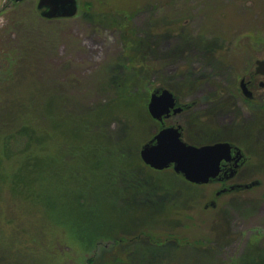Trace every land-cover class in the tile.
Here are the masks:
<instances>
[{"label": "trees", "instance_id": "trees-1", "mask_svg": "<svg viewBox=\"0 0 264 264\" xmlns=\"http://www.w3.org/2000/svg\"><path fill=\"white\" fill-rule=\"evenodd\" d=\"M117 9L106 7L107 23L118 32L123 52L104 90L112 91L118 102L91 111L99 112L100 121L59 109L64 99H71L35 74L44 58L33 44L16 61L17 74L0 77V215L4 229H11L0 238V264H53L44 247H35L44 241L53 246L45 232L52 236L58 229H64L72 249L84 248L81 264H252L256 255L246 253L227 263L214 253L235 239L236 234L227 230L217 233L214 242L189 246L163 242L160 237L168 233L155 232L171 215L187 211L184 200L197 185L171 168L155 170L140 157L141 147L154 137L158 123L149 114L148 95H136L137 100L130 101L131 93L141 89L137 78H150L153 19L141 31L134 24V14L124 13L128 8H121L124 14ZM213 58L207 51L206 60L216 61ZM211 67L212 74H218L220 65ZM183 77L190 84L200 79L190 71ZM116 111L123 113L117 119ZM116 123L121 124L112 129ZM173 174L184 180L183 191L179 192ZM6 198L27 205L26 223L4 213ZM93 217L99 220L98 227L91 225ZM124 226L128 229L121 230ZM98 228L104 233L98 234Z\"/></svg>", "mask_w": 264, "mask_h": 264}, {"label": "rangeland", "instance_id": "rangeland-1", "mask_svg": "<svg viewBox=\"0 0 264 264\" xmlns=\"http://www.w3.org/2000/svg\"><path fill=\"white\" fill-rule=\"evenodd\" d=\"M37 1L26 0L15 5L13 1L0 0V77L16 75V61L30 51V44H33L34 51L44 58L35 74L71 99H64L59 109L68 114L78 113L75 117L100 121L97 118L99 112L91 111L99 105L115 106L118 102L112 91L104 90L105 82L111 76L110 70L118 63L123 52L118 32L107 23L108 5L111 8L117 7L118 11L122 7L128 8L125 12L121 11L134 14V24L141 31L148 28L149 19H153L149 30L153 33L151 43H155V52L151 50L149 54L150 78H137L141 91L131 93L130 102L137 100L134 98L136 95H148L150 98L154 90L170 84L180 98H186L190 104L192 99L197 100L201 94L203 97L211 91L212 81H203L202 77L212 72V65H220L214 82L223 84L227 79L232 80L233 76L242 75L250 66L252 71L256 60H264V0H78L79 13L76 17L57 19L43 18L36 7ZM86 5L92 6L89 7L92 13L87 12ZM115 12L118 13L116 10ZM210 50L221 54V60H206V52ZM187 70L200 78L196 80V84L184 82L183 75ZM86 113L88 114L84 115ZM115 113L118 114L115 119L123 114L122 111ZM223 116H218L216 121H229L228 116ZM177 119L180 121L181 118ZM120 124L116 123L111 127L116 129ZM170 176L176 182L179 192L183 191L184 180L174 174ZM262 180L261 188L255 189L253 194L260 195L263 192L264 177ZM246 181L249 179L242 180L244 183ZM220 187L216 184L195 186L192 189L196 191H193L189 199L184 200L186 202L183 205H187V211L171 215L170 220L160 223V231H154L168 233V236L160 237L163 242L172 241L189 246L212 240L214 242L217 233L227 230L236 234L235 239L223 250H216L214 253L217 257H222L229 263L236 257L244 258L247 253L248 257L257 256L252 264H264V249H245L247 234H251L250 227L252 234L256 230L264 234V201L261 208L250 213L244 203V189H241L239 194L235 191L221 196L217 201L219 207L214 208L212 202L216 201V191ZM235 195L234 200L230 198ZM175 197L178 198L177 195ZM5 200L8 201L4 213L15 214L26 223L27 205L15 199L17 202L11 201L13 199ZM223 204L224 208L221 207ZM1 206L0 203V209ZM91 221L92 226H99V220L93 217ZM154 224L157 225L158 222ZM132 226L133 222L130 226L128 224L129 228ZM3 229L4 220L0 215V238L11 232L10 228ZM120 229L128 228L124 226ZM59 232L63 234L59 235ZM96 232L104 233L101 228ZM50 236V232H45L46 240L52 241L53 246L44 241L42 246L36 245L35 250L44 247L45 253L53 258V264L84 263V248L72 249L69 245L72 242H68V236H64V229L54 230ZM143 236L147 238V234ZM211 245L213 246L212 243ZM107 246L104 248L108 249Z\"/></svg>", "mask_w": 264, "mask_h": 264}, {"label": "flooded vegetation", "instance_id": "flooded-vegetation-1", "mask_svg": "<svg viewBox=\"0 0 264 264\" xmlns=\"http://www.w3.org/2000/svg\"><path fill=\"white\" fill-rule=\"evenodd\" d=\"M154 46L155 43L152 45V52H155ZM208 53L217 61L222 57L217 51ZM258 60L252 71L250 66L245 73L233 76L232 80L227 79L223 84L214 82L217 74L211 72L208 77L202 75L203 81H212L213 87L208 95L201 97V94L199 99H192L190 104L186 98L182 100L171 87L157 89H170L176 103L162 120L152 118L158 123L155 135L164 128L174 126L179 127L182 139L189 144L204 146L226 143L230 146V158L221 162L217 178L207 184H195L199 187L210 184L221 186L216 191V201L212 202L214 208L219 207L217 201L221 196L235 191L237 194L244 192V203L250 213L261 208L264 201V190L260 195L253 194L255 189L261 188L264 177V74L257 71ZM180 108L181 110L176 111ZM223 115L228 116L229 121L217 122L218 116ZM178 117L181 118L180 121ZM247 179L248 182H242ZM241 189L244 190L240 191ZM235 197L236 195L230 198L234 200ZM221 207L224 208V204ZM250 233L247 234L245 249H264L263 232L256 230L252 234L250 227Z\"/></svg>", "mask_w": 264, "mask_h": 264}, {"label": "water", "instance_id": "water-1", "mask_svg": "<svg viewBox=\"0 0 264 264\" xmlns=\"http://www.w3.org/2000/svg\"><path fill=\"white\" fill-rule=\"evenodd\" d=\"M21 3L25 0H12ZM37 9L43 18H71L79 10L78 0H38ZM257 71L264 74V60L257 61ZM176 98L169 89L151 94L148 110L151 116L162 120L175 106ZM177 109L176 111H179ZM230 146L226 143L197 146L189 144L181 137L179 127H167L159 131L155 137L142 146L140 156L145 164L156 170H164L171 166L176 173L195 184H206L217 178L220 164L230 157Z\"/></svg>", "mask_w": 264, "mask_h": 264}]
</instances>
